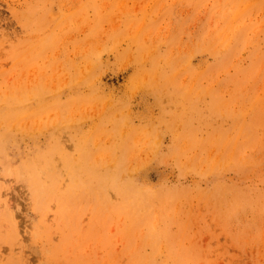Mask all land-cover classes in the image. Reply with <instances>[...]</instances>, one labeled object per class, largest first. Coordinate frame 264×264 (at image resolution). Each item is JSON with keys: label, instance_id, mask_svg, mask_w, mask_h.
Returning <instances> with one entry per match:
<instances>
[{"label": "rangeland", "instance_id": "1", "mask_svg": "<svg viewBox=\"0 0 264 264\" xmlns=\"http://www.w3.org/2000/svg\"><path fill=\"white\" fill-rule=\"evenodd\" d=\"M0 264H264V0H0Z\"/></svg>", "mask_w": 264, "mask_h": 264}]
</instances>
